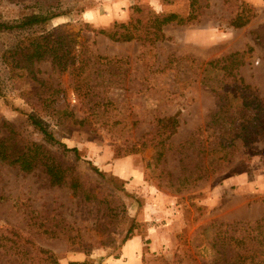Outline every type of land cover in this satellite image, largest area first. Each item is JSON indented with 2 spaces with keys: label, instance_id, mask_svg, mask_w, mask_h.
<instances>
[{
  "label": "rangeland",
  "instance_id": "obj_1",
  "mask_svg": "<svg viewBox=\"0 0 264 264\" xmlns=\"http://www.w3.org/2000/svg\"><path fill=\"white\" fill-rule=\"evenodd\" d=\"M245 1L254 15L235 28L239 0H200L192 19L190 0H0V22L10 24L66 12L0 28V139L35 162L25 171L0 160V264H35L31 250L3 247L12 227L61 264L222 263L216 249L235 243L220 232L238 235L234 221L264 215V0ZM57 25L70 47L65 70L50 58L34 74L6 62L10 46ZM235 51L244 62L233 76L209 64ZM169 115L179 126L160 157L158 119ZM44 152L76 187L50 184ZM130 230L140 238L131 258Z\"/></svg>",
  "mask_w": 264,
  "mask_h": 264
},
{
  "label": "trees",
  "instance_id": "obj_2",
  "mask_svg": "<svg viewBox=\"0 0 264 264\" xmlns=\"http://www.w3.org/2000/svg\"><path fill=\"white\" fill-rule=\"evenodd\" d=\"M229 0H226L228 2ZM241 1L240 6L238 7V13L231 19L230 25L235 28H241L248 24L253 17V13L248 12L246 6L248 5L245 0ZM200 3V0H190V12L189 18H194L193 15H197V5ZM66 14L62 10H57L52 12L50 15H43L32 13L30 15L24 16L21 20L15 21L14 23L0 22V28L5 29H15L23 28L30 29L34 26L41 25L52 18L59 17ZM192 15V16H191ZM58 28H61V25H57L50 30L43 31V33H37L27 36L26 40L21 41L15 46H10L6 50L4 57L6 62L12 64L15 61V65H19L21 69H24L29 74H34V67L36 62H40L44 59L50 58L52 63L60 68L65 70L70 62V47L67 45L63 37L54 36ZM99 32L105 34L106 36L112 38L115 41H130L133 36H128L126 34L115 36L111 35L105 30H100ZM53 36L55 38H53ZM84 47V46H83ZM12 59V60H10ZM244 52L235 51L223 57L213 59L209 61V64L212 66H220L226 74L234 75V70H237L238 67L244 62ZM242 88H249L248 85L242 84ZM223 105H220L218 112L223 109ZM34 123L39 126L46 136L50 135V132L39 122L36 118L33 117ZM249 120H245L243 126ZM7 125V123H5ZM158 124L161 128H164L166 131L163 136V140L156 144L158 147V155L161 157L164 153L165 146L163 145L164 140L170 138L178 129L179 119L177 115H169L161 117L158 119ZM13 133V132H12ZM49 137L52 138L50 135ZM64 145L66 150H72L79 156L78 148L68 149L64 143L59 142ZM11 147L7 143L6 139H0V160L8 162L10 165H19L21 170L29 171L34 165V157L31 153V150L28 152L21 151L19 153H14L10 151ZM130 151H136L134 147L130 148ZM48 152H44L40 157V163L43 167V171L47 174V178L51 185H67L70 183L72 188L76 187V181L68 180V168L63 167L62 164L56 160L50 154L46 155ZM95 171L100 175H104L102 171L94 167ZM202 207L199 206V209ZM239 229V234L234 236H229L228 231L220 232V234L225 235L224 237L231 238L234 240V246L230 247V250L223 249L227 244L225 240H222V244L216 249L217 252L214 255L213 262H221V264H264V215L259 220H256L254 223L243 222V221H234L233 222ZM133 231L125 236L124 242L131 239ZM11 245H17L23 249H29L33 253V259L35 264H61L60 256L53 249L40 245L33 236L30 234L24 233L19 230L17 227H12L9 230L8 235L3 236L2 245L4 248L7 247L8 243ZM217 245V244H216ZM20 249V248H18ZM33 261V260H32ZM256 261V262H254ZM33 264V262H31ZM70 264H88L87 262H70Z\"/></svg>",
  "mask_w": 264,
  "mask_h": 264
},
{
  "label": "crops",
  "instance_id": "obj_3",
  "mask_svg": "<svg viewBox=\"0 0 264 264\" xmlns=\"http://www.w3.org/2000/svg\"><path fill=\"white\" fill-rule=\"evenodd\" d=\"M236 181V180H234ZM140 238L135 236L134 238L130 239L126 245L123 247L124 255L129 256L131 258L133 255L137 256V244L139 242ZM134 247H136L134 249Z\"/></svg>",
  "mask_w": 264,
  "mask_h": 264
}]
</instances>
